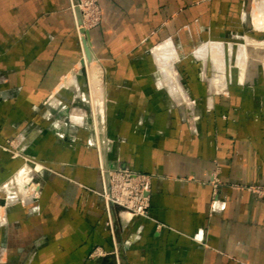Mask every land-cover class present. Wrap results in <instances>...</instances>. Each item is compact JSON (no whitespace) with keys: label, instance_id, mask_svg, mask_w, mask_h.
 Segmentation results:
<instances>
[{"label":"crops","instance_id":"1","mask_svg":"<svg viewBox=\"0 0 264 264\" xmlns=\"http://www.w3.org/2000/svg\"><path fill=\"white\" fill-rule=\"evenodd\" d=\"M72 2L0 0V194L23 156L45 167L32 205L11 206L8 187L0 264H264V198L231 186L264 183V61L248 44L221 72L211 48L224 54L264 27V0H99L89 40L103 69L102 150L83 105L68 107L79 87L60 90L82 57ZM162 47L175 52L178 86ZM102 158L153 176L148 217L109 216ZM97 247L106 256L90 259Z\"/></svg>","mask_w":264,"mask_h":264},{"label":"rangeland","instance_id":"2","mask_svg":"<svg viewBox=\"0 0 264 264\" xmlns=\"http://www.w3.org/2000/svg\"><path fill=\"white\" fill-rule=\"evenodd\" d=\"M81 1L83 4V8L80 1L77 0V3H75V1L73 0L72 11L75 17L76 34L78 36V42L80 45L82 57L79 60L78 64L72 69L71 78L68 77V80L61 82L60 90L62 88H69L75 86L79 87L80 95L79 96L76 95V97H72L73 99L71 100V103H69L68 107L71 110L70 112H72L75 107L79 106L80 103H81L80 105H83L82 107L85 110V114L88 116V118L91 121V133H92L91 138L95 142V144H97V147H100V150H102V145L104 143V138H105L104 137V125H105L104 104L105 103L103 97H101L102 96L101 93L98 98L96 94L97 92L96 90L101 92L100 89L103 82L102 81L103 69L101 68L100 64L96 61V58L90 46V40H86L85 43L84 39L87 37L85 30H89L90 32V29L95 28L101 24L103 20V12L99 0H81ZM261 3H263V0H257V6L261 5ZM77 9L79 10V13H77ZM259 16H261V14L257 13L255 17L253 16L251 17L252 19L255 18L256 24H258V22L261 24L263 23L262 21L258 20ZM257 29L258 30H254L251 33H249L248 36L242 35V38L236 39L234 41L236 45L234 46L231 45L230 47L226 48L224 54H223L222 45H218V44L212 45L211 47L213 51L212 54L215 57L217 56L216 58H218V60L220 61L219 62L217 60V62H215V66L218 71L221 72L223 71L222 67H224V57L226 59V62H228V64L229 61H232L233 65L236 64L237 58L242 57L241 54L243 48L245 47V45L248 44L254 46V47L249 46V50L251 51L248 55L258 56V58L264 61V27L262 28L257 27ZM86 45L90 47L92 54L91 55L92 59L91 60L88 59L89 61H87V59L85 58ZM157 54H158L161 70L166 74V77L169 78V81L174 83V85L178 86V80L175 79L176 72L173 67L174 63H172L173 59L175 58V52L169 47H162ZM75 76L76 77L80 76V77L78 80L73 79ZM66 97L67 96L59 97L58 95H56L55 99L59 100L60 103L62 104L64 101L63 98L66 99ZM4 98H5L4 94L2 93V91H0V101L4 100ZM64 103L67 105V102L64 101ZM79 114L80 113L76 114L77 119L78 118L82 119V116H80ZM11 147L12 149L9 150H12L13 154L15 152L16 153L18 152L13 145H11ZM17 154L23 155L22 152H18ZM44 169H45L44 164L41 161L33 157L23 156V164L21 165V167L14 174L8 177L6 181H4V183L2 184V190L0 194V207L5 206L7 204L6 201L9 196L8 187H13L17 194L16 195L17 199L13 203H10L11 206L16 204L32 205L39 197L42 173L44 172ZM218 170L219 169H216L212 173V179L209 181V183L213 187V197H212L211 205L214 210L222 206L221 203L219 202L218 196H219L220 187L221 185H223V183L220 179ZM100 171H101L102 181L104 179V181L107 183L109 175L114 171V169L108 167L105 160L102 158L100 163ZM22 174H24V178L21 177ZM151 183H152V179H151ZM231 186L235 188L245 189L250 193H252L257 198H264V183H253V184L234 183L231 184ZM22 187H24L25 189L29 188L28 190L29 194L34 195L32 201L26 202L22 194ZM36 188H38V190ZM29 194H27L26 197H28ZM98 195L104 201L105 209L106 212L108 213L105 203V196L103 194V185H102V191H99ZM117 209H118L117 207H113L114 211L115 210L117 211ZM2 213H4V211ZM0 214H1V209H0ZM123 215L124 216L126 215L127 217L129 216L127 213H123ZM104 256H106V252L97 247L93 249V251L89 255V258L95 260L102 258ZM1 259H4V261H6L7 257L0 256V260Z\"/></svg>","mask_w":264,"mask_h":264},{"label":"built area","instance_id":"3","mask_svg":"<svg viewBox=\"0 0 264 264\" xmlns=\"http://www.w3.org/2000/svg\"><path fill=\"white\" fill-rule=\"evenodd\" d=\"M78 1L83 8L82 1ZM151 179L152 175L127 167L114 169L107 183L103 179V194L109 216L113 207H117V213L120 217H122L123 212L131 214L130 218L135 216L148 217Z\"/></svg>","mask_w":264,"mask_h":264},{"label":"bare ground","instance_id":"4","mask_svg":"<svg viewBox=\"0 0 264 264\" xmlns=\"http://www.w3.org/2000/svg\"><path fill=\"white\" fill-rule=\"evenodd\" d=\"M77 13H79V10L77 9ZM79 23V22H78ZM257 45V44H256ZM248 47V46H247ZM249 50V49H248ZM251 51V50H250ZM249 52V51H248ZM92 55V54H91ZM85 58L87 59V61H89L88 59H89V57H88V54H87V51L85 50ZM92 59V58H91ZM94 67H95V65H94ZM167 72V71H166ZM96 89H98V88H96ZM97 92H96V94H97V96H98V98H99V95H100V91H98V90H96ZM110 176V175H109ZM22 185V184H21ZM23 188V194H24V192H27L26 191V189L24 188V187H22ZM13 188L12 189H10V191H9V193H10V197H12L13 196ZM15 192V191H14ZM14 194H16V193H14ZM17 195V194H16ZM13 198V197H12ZM29 198H32V195H30L29 196ZM26 199V198H25ZM32 201V200H31ZM123 213H126V212H123ZM129 216H131V214H129V213H127Z\"/></svg>","mask_w":264,"mask_h":264},{"label":"water","instance_id":"5","mask_svg":"<svg viewBox=\"0 0 264 264\" xmlns=\"http://www.w3.org/2000/svg\"><path fill=\"white\" fill-rule=\"evenodd\" d=\"M75 3H77V0H74ZM85 33H86V38L84 39L85 43H86V40H89L90 39V32L89 30H85ZM86 51H87V54H88V57H89V60H91L92 56H91V49L88 45H86Z\"/></svg>","mask_w":264,"mask_h":264}]
</instances>
